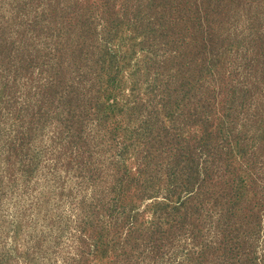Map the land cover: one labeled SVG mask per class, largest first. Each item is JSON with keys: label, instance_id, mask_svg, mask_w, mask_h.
<instances>
[{"label": "rangeland", "instance_id": "1", "mask_svg": "<svg viewBox=\"0 0 264 264\" xmlns=\"http://www.w3.org/2000/svg\"><path fill=\"white\" fill-rule=\"evenodd\" d=\"M0 264H264V0H0Z\"/></svg>", "mask_w": 264, "mask_h": 264}]
</instances>
